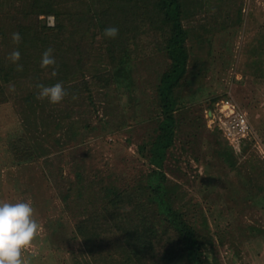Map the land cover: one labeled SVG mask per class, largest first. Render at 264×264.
<instances>
[{
  "label": "rangeland",
  "instance_id": "obj_1",
  "mask_svg": "<svg viewBox=\"0 0 264 264\" xmlns=\"http://www.w3.org/2000/svg\"><path fill=\"white\" fill-rule=\"evenodd\" d=\"M89 1L64 0L76 10L70 13L71 28L65 36L72 34L69 36L71 44L83 43V48L92 55L85 64L103 56L101 61L99 58L97 73H106L112 68V60L106 54L109 45L105 40L108 39L97 28H86V20L81 18L86 17L80 15L86 14ZM44 17L47 26H54L53 15L39 16ZM183 24L189 32L186 45L191 57L188 67L198 76L188 92L192 99L185 105L191 112H187L174 147L169 150L164 170L172 182L179 183L176 194L182 198L184 209L193 208L188 213L195 214L198 221L202 212L212 229L213 217L228 214L225 221L220 218L219 222L227 221L231 234L223 241L213 234V245L203 246V257L211 264H264V0H192ZM162 61L166 60L159 52L147 51L144 58L136 62L135 91L127 89L125 92L145 114L154 117L156 103L150 83L157 75H149V72L154 68L163 70L166 62ZM87 72L83 73L85 78L90 75V70ZM71 75V79L62 83L68 95L61 102L52 104L40 99L43 116L49 113L50 117L47 120L42 117L40 124L44 121L52 128L61 122L57 135L65 144L56 149L48 146L50 153L38 160L20 163L14 159V146L22 149L28 145L22 142L21 106L12 98L0 103V201L32 202L41 227L31 246L22 253L30 264L89 262L82 238H74L78 221L86 216L80 213V206L68 210L62 200L65 188L75 181L77 172L84 181L88 180L89 189L94 191L99 190L112 172L126 173L127 162L139 173L148 172L150 168L142 157L137 162L140 158L137 145L147 138L144 129L148 118L141 117L139 124L133 125L134 131L127 125L118 127L119 115H111L110 111L113 108L116 113V108H122L127 97L120 95L118 101L109 102L108 107L112 108L105 111L101 96L104 89L83 90L82 75L79 76L78 71ZM88 95L94 103L84 108L80 101ZM110 96V99L115 97L113 93ZM214 97L217 101L226 98L236 102L251 123L252 134L247 140L230 143L233 167L216 154V149L221 151L219 147L224 144L213 130L218 125L215 110L208 108ZM64 113H71V117L61 118ZM40 118H35L37 123ZM193 119L194 122L198 119L195 126L191 125ZM87 123L93 129L83 128L82 140H66L70 124L82 128ZM218 142L221 143L219 147ZM48 170L55 175L51 176ZM134 177L136 181L138 174ZM229 200L232 204L228 205ZM190 217L191 220L195 218Z\"/></svg>",
  "mask_w": 264,
  "mask_h": 264
},
{
  "label": "trees",
  "instance_id": "obj_2",
  "mask_svg": "<svg viewBox=\"0 0 264 264\" xmlns=\"http://www.w3.org/2000/svg\"><path fill=\"white\" fill-rule=\"evenodd\" d=\"M191 2L90 0L86 3V14H80L86 17H81L82 21L86 20V28H97L102 32L108 27L119 29L115 38L104 36L109 41L105 40L109 45L106 54L112 60V68L109 72L97 73L99 58L101 61L103 56L91 64H85L92 55L83 48V43L76 41L71 44L69 36L72 34L65 36L71 28L70 13L75 10L73 4L68 5L64 0H0V103L12 98L15 104L21 106L19 110L24 122L22 142L28 143L22 149L14 146L13 155L17 162L34 161L46 156L50 153L48 146H53V149L64 146L65 142L57 135L61 122L52 128L44 121L40 124L42 117L46 120L50 117L49 113L43 116V104L37 98L38 85L66 83L75 71L82 75L83 90L104 89L101 96L105 111L112 108L108 107L109 102L118 101L120 95L127 97V102L123 103L122 108L117 107L116 113L113 108L110 111L111 115H119V119H116L120 123L118 127L127 125L134 131L133 125L137 126L141 117L148 118L144 129L147 138L137 145L140 156L137 162L141 157L145 159L150 167L148 172L139 173L131 162H127L126 173L112 172L99 190L94 191L89 189L88 180L84 181L81 173L77 172L75 181L62 194L68 210H74L77 205L81 207L80 213L86 216L78 221L74 232V238H82L84 250L89 255L86 264H211L203 257V246L213 245V234L221 241L231 234L228 222H219L220 218L225 221L228 214L213 217V230L202 212L198 215L200 222L195 214H192L195 218L191 220L192 215L188 212L193 208L184 209L182 198L176 194L179 183L172 182L164 170L169 150L174 147L187 112H191L185 105L192 99L188 92L198 76L188 67L191 57L186 45L189 32L183 24ZM40 15H53L54 26H47L45 17L41 19ZM15 32L21 36L18 44L11 38ZM48 48L53 49L56 59L55 77L51 76L53 67L40 66L42 53ZM14 50L20 53L17 63L7 59ZM149 50L155 54L159 52L166 60L162 61L166 62L163 70L154 68L149 72V75H157L150 83L156 103L155 117L145 114L137 107L134 98L125 93L127 89L135 91L136 62L143 59ZM17 64L22 65L21 70L17 69ZM88 70L90 75L85 78L83 73ZM111 93L115 99H110ZM216 98L208 103L209 110L214 111ZM80 102L84 108L88 103H94L90 95ZM38 116L41 117L39 123ZM69 117L71 113L61 115L63 119ZM192 123L193 126L197 125L198 119L195 122L193 119ZM82 126L77 128L70 124L67 127L70 134H65L66 140L80 141L83 139L81 136L85 135L83 128L93 129L89 123ZM213 130L224 144L219 147L221 143H217L221 151L216 149V154L233 167L232 145L218 125ZM244 150L247 148L244 147ZM48 172L51 176L55 175L50 170ZM135 174H138L136 181ZM85 195H88L87 198ZM187 201L190 202L189 199ZM229 204H232L230 200Z\"/></svg>",
  "mask_w": 264,
  "mask_h": 264
},
{
  "label": "clouds",
  "instance_id": "obj_3",
  "mask_svg": "<svg viewBox=\"0 0 264 264\" xmlns=\"http://www.w3.org/2000/svg\"><path fill=\"white\" fill-rule=\"evenodd\" d=\"M119 29L108 27L103 35L108 38H115ZM12 41L19 43L21 36L18 32L12 34ZM11 62L17 63L20 60L18 50L12 51L7 57ZM40 66L42 68L53 67L51 76L57 75L56 59L53 49H46L41 56ZM21 70L22 65L17 64ZM38 99H47L50 103L61 102L68 95L62 82L50 86L38 85ZM73 99H76L73 96ZM40 224L35 218V209L31 200L17 201L15 203L0 201V264H30V261L23 257V250L28 249L38 231Z\"/></svg>",
  "mask_w": 264,
  "mask_h": 264
},
{
  "label": "built area",
  "instance_id": "obj_4",
  "mask_svg": "<svg viewBox=\"0 0 264 264\" xmlns=\"http://www.w3.org/2000/svg\"><path fill=\"white\" fill-rule=\"evenodd\" d=\"M215 119L225 138L232 141L248 138L252 134L250 123L245 113L230 99L215 103Z\"/></svg>",
  "mask_w": 264,
  "mask_h": 264
}]
</instances>
